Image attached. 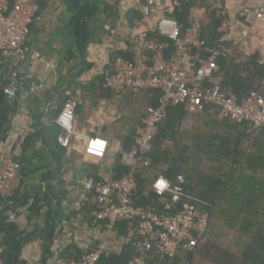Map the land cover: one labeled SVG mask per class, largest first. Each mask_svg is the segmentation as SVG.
<instances>
[{"label": "crops", "instance_id": "0c3cea01", "mask_svg": "<svg viewBox=\"0 0 264 264\" xmlns=\"http://www.w3.org/2000/svg\"><path fill=\"white\" fill-rule=\"evenodd\" d=\"M33 1L39 11L26 39L29 53L17 68V76L22 77L24 84L15 98V109L9 105L0 139V153L14 152V161L20 169L19 182L11 196L13 202L2 207V215L16 222L20 230L28 231L34 222L41 223L47 212L60 204L59 212L66 218L56 234L54 251L74 260L99 242L115 248L137 237L132 229L123 236L116 226L107 228L104 222H91L94 206L85 182L88 177L107 180L125 174L119 169L118 160L124 156L123 146L133 137L134 124L148 107L150 96L143 91L136 96L117 98L104 86V75L112 68V53L129 50L135 28L139 25L147 30L156 28L164 8H171L173 0H99L98 10L89 21L86 67L81 65L77 52L73 18L84 9L87 0ZM220 2L227 14L223 24L225 38L239 44L245 54L257 53L264 60V16L251 22L237 15L240 5H264V0ZM133 9L140 10L142 16L131 22L128 13ZM243 29L248 32L245 39L240 36ZM5 79V69L0 68V110ZM62 97L79 102L75 133L66 148L56 141L59 129L55 118ZM209 108L182 120L166 121L169 127L163 145L167 156L158 152V163L143 168L147 189L153 178L163 175L170 161L181 152L182 173L192 175L191 180L212 167L227 166V160L214 159L210 153L211 135H225L226 129L221 126L226 122L216 107ZM92 137L107 140L105 153L87 151L88 138ZM240 138L244 145L250 141ZM35 202L41 209L39 214L31 209ZM85 203L88 205L84 208ZM152 255L158 264L163 262L156 252ZM24 258L26 264H40V240L27 245Z\"/></svg>", "mask_w": 264, "mask_h": 264}, {"label": "built area", "instance_id": "2783aa9c", "mask_svg": "<svg viewBox=\"0 0 264 264\" xmlns=\"http://www.w3.org/2000/svg\"><path fill=\"white\" fill-rule=\"evenodd\" d=\"M39 6L33 0H0V65L5 69L6 84L3 89L7 101L17 97L23 87L22 77H17V68L25 61L29 53L26 39L30 33ZM240 19L255 21L264 16V5L242 4L237 9ZM192 23L183 36L176 20L162 17L156 30L166 40L149 37L148 30L141 25L135 28L130 40V58L117 57L112 68L104 75V86L117 98L136 96L143 91L159 89L158 103L148 107L145 117L135 131L131 149L124 153L123 162L129 171L119 179L97 180L88 177L85 182L90 200L93 203V223L104 222L107 228H113L121 222L136 223L138 239L133 241L136 254L127 264H149L145 255L155 251L160 258L173 257L175 248L181 247L193 251L202 239L208 226L209 212L198 208L202 200L189 193L174 189L162 175L155 176L148 185L156 195H172L159 212L136 206L133 198L138 191L135 171L140 165L149 166L146 159L151 150L152 140L158 133V124L166 117L167 108L181 104L189 116L201 114L206 106H215L221 118L247 124V133L254 134L264 128V79L259 89L251 91L239 99L225 93L216 75L218 60L231 53L226 45L207 46L201 39L203 18L199 12H192ZM138 24V23H137ZM240 36H248L246 29L240 30ZM173 51L170 52V46ZM195 51V53H193ZM79 102L67 100L56 117L59 132L56 137L61 147H68L75 133V110ZM65 107L71 111L70 128L58 123V117ZM105 141L101 153L107 151ZM20 169L14 161V152L0 153V195L9 198L19 182ZM157 178H163L167 187L160 193L154 187ZM177 180L182 183L183 177ZM181 202L174 212L173 204ZM121 246L111 248L105 242H99L86 250L79 260L56 257L54 264H98L100 258L120 252ZM3 247H0V264Z\"/></svg>", "mask_w": 264, "mask_h": 264}, {"label": "trees", "instance_id": "16d2710c", "mask_svg": "<svg viewBox=\"0 0 264 264\" xmlns=\"http://www.w3.org/2000/svg\"><path fill=\"white\" fill-rule=\"evenodd\" d=\"M98 5L99 0H87L84 9L73 18V30L77 37V52L81 59V65L84 67H86L85 56L90 37L89 21L96 14ZM164 10L163 17L177 21L181 36L192 23V12L194 10L198 11L203 18L201 39L204 44L207 46L226 45L230 47L231 53L226 57L219 58L216 72V75L220 78L221 89L225 93L233 94L242 99L251 91L259 89V83L264 79V60H261L257 53L245 54L239 44L225 38L226 31L223 28V24L227 19V14L220 0H173L171 8L166 7ZM128 14L131 17L129 19L131 22L135 19H140L142 16L141 11L138 9H133ZM148 34L151 38L160 41L166 40L158 35L156 28L148 30ZM169 51H173L172 45ZM117 57L130 58L131 53L129 50L113 52L111 59L114 60ZM0 68L3 67L0 65ZM5 84L6 79L3 89ZM160 94L161 91L159 89L148 90L147 95L150 96L148 107L157 106ZM2 95L0 139L3 125L7 120V112L10 108L14 110L16 106L15 99L7 101L4 92ZM60 101H62L61 104L63 106L67 100L62 97ZM62 106L59 108V112ZM148 107L136 120L133 137L128 139L127 144L123 146L124 153L131 149L136 128L141 124ZM209 107L215 108V106L209 105L204 111H209ZM186 115L187 113L181 104L167 108L166 117L158 124V133L152 140L151 150L146 156L149 165L158 163L156 158L158 152H160L162 157L167 156L165 153L167 152L166 148L163 145L165 130L166 127H169V123L166 124V121L169 122L171 118L182 120ZM222 119L226 122L225 126H221L225 127L226 134H212L210 137L211 142L209 143L211 144L210 153L213 158L227 160L226 167H212L211 171L200 172L191 180L190 176L192 175L189 176L182 173L180 164L184 163V159L182 158L183 152H181L174 156V159L170 161L162 175L170 181L172 188L199 197L203 204L198 205V208L209 212V220L206 231L195 250L189 251L177 246L173 257L164 258L161 264H192L197 250L202 246L200 251H203L205 246L209 244V240L205 238L210 229L212 216H219L229 229L235 230L239 234L242 240V250L239 254H236L229 250L218 248L215 250L216 254L210 256L211 262L214 261V264H264V128L251 134L246 132L248 128L246 123H237L228 118ZM240 137L246 138L251 142L249 141L244 147V142ZM122 158L123 155L118 160V164H120L118 166L119 169L123 170V173H127L129 167L123 162ZM143 173V165H140L135 171L138 191L133 198V203L136 206L159 212L165 203L171 201L172 195L166 193L158 196L153 190L147 189L146 178ZM179 175L183 177L182 183L177 180ZM35 200H37V197L34 198ZM11 202H13L12 197L6 198L0 195V247H3L2 261L5 264H26L24 250L28 244L37 240L41 241L40 264H51V261H54L56 256L65 258L63 253L54 251L56 234L60 231L59 229L66 218L59 212L61 209L60 204L49 210L41 223L38 221L34 222L32 228L26 231L20 230L17 223L10 220L8 216L2 215V207ZM87 205L85 203L84 208ZM180 207L181 202H178L173 204L172 210L176 212ZM31 209L36 214H39L41 210L36 207V202L31 206ZM91 222H93V218ZM116 228L122 231L121 234L123 236L128 235L129 229L134 230L137 234L135 222H121L116 224ZM137 239L138 236H133L129 242L120 245L122 247L120 252H115L108 257L102 256L98 264H127L136 254L133 241ZM150 252L152 253L148 252V255H145L146 261L149 264H158L156 258L152 255L155 251L152 250ZM83 253L81 255L78 254L74 260H79ZM217 256L218 259L216 258Z\"/></svg>", "mask_w": 264, "mask_h": 264}, {"label": "rangeland", "instance_id": "374dc122", "mask_svg": "<svg viewBox=\"0 0 264 264\" xmlns=\"http://www.w3.org/2000/svg\"><path fill=\"white\" fill-rule=\"evenodd\" d=\"M205 239L209 240V244L203 251H200L202 246L197 250L192 264H214V261L211 262L210 256L216 254L215 250L218 248L236 254L242 250V240L239 234L235 230L229 229L219 216H212L210 219V229ZM216 258L218 259V256Z\"/></svg>", "mask_w": 264, "mask_h": 264}, {"label": "clouds", "instance_id": "9594fccd", "mask_svg": "<svg viewBox=\"0 0 264 264\" xmlns=\"http://www.w3.org/2000/svg\"><path fill=\"white\" fill-rule=\"evenodd\" d=\"M71 111L68 107H65L63 112L58 117V123H60L65 128H70L69 120L71 119ZM105 141L100 139H92L89 143V147L87 149L90 153L100 154L101 150L105 146ZM154 187L157 189V192H162L167 187V182L163 178H157L154 183Z\"/></svg>", "mask_w": 264, "mask_h": 264}]
</instances>
